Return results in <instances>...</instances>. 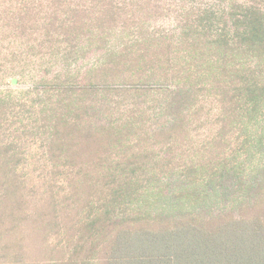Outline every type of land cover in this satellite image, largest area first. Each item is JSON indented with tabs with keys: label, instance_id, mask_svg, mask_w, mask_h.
<instances>
[{
	"label": "trees",
	"instance_id": "16d2710c",
	"mask_svg": "<svg viewBox=\"0 0 264 264\" xmlns=\"http://www.w3.org/2000/svg\"><path fill=\"white\" fill-rule=\"evenodd\" d=\"M173 12L0 0V83L18 86L0 90V264H264V195L238 216L161 213L170 179L195 206L226 176L258 184L264 0Z\"/></svg>",
	"mask_w": 264,
	"mask_h": 264
},
{
	"label": "rangeland",
	"instance_id": "374dc122",
	"mask_svg": "<svg viewBox=\"0 0 264 264\" xmlns=\"http://www.w3.org/2000/svg\"><path fill=\"white\" fill-rule=\"evenodd\" d=\"M161 5H165L169 11H174L176 5H180L185 2H192L194 0H160ZM159 4V3H158ZM175 13V12H173ZM154 24L161 26L168 30H173L177 24L175 15L168 17H162L157 19ZM1 36V30H0ZM10 44L8 41L2 42L0 40V54L8 53L10 50ZM13 47L15 43H12ZM12 47V48H13ZM93 60L85 59L80 64L83 66H89L94 63ZM6 80L5 84L0 83V90L6 89H18V86H11ZM258 176V177H257ZM257 183L251 188H246L254 183L249 182L250 179H246L243 183L240 178L234 176H226L217 180L211 188V197L204 202H200L198 205H192L184 197H181L185 192V184L181 180L170 179L165 187L166 193L170 196L174 204L166 207V210L161 213L164 214V218L168 220H178L188 216H198L203 219L216 218L225 213H232L238 216L241 208L244 204L251 203L253 198L258 195H264V169L257 173ZM254 196V197H253Z\"/></svg>",
	"mask_w": 264,
	"mask_h": 264
}]
</instances>
